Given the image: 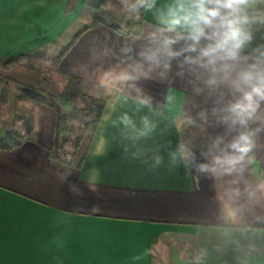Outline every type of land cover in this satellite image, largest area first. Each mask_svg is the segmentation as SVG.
Returning a JSON list of instances; mask_svg holds the SVG:
<instances>
[{
    "label": "crops",
    "instance_id": "crops-1",
    "mask_svg": "<svg viewBox=\"0 0 264 264\" xmlns=\"http://www.w3.org/2000/svg\"><path fill=\"white\" fill-rule=\"evenodd\" d=\"M109 1L78 0L66 13L67 0H0L7 129L18 126L11 110L17 86L3 76L59 95L65 79L46 78L25 59L37 57L52 70L63 37L65 47L97 17H125L110 12L109 5L116 6ZM107 17L130 33L98 23L77 38L56 67L62 77H80L86 94L105 101L96 130L83 132L71 162L49 155L59 114L46 104L36 105L32 136L15 149H0V264H264V209L252 205L236 223L218 227L222 182L171 164L169 149L186 146L199 158V151L223 132L211 117L206 124L185 104L190 86L179 78L171 85L117 79L122 46L138 43L139 34L155 25L153 16L144 12L136 28ZM260 35L256 43L264 42ZM141 95L152 98L151 110L138 105ZM124 113L138 126L147 115L156 131L133 145L123 138L119 118ZM189 116L195 124L187 123ZM253 127L264 129V120ZM255 139L244 173L253 186L264 184V130ZM157 148L164 164L153 168Z\"/></svg>",
    "mask_w": 264,
    "mask_h": 264
},
{
    "label": "clouds",
    "instance_id": "clouds-1",
    "mask_svg": "<svg viewBox=\"0 0 264 264\" xmlns=\"http://www.w3.org/2000/svg\"><path fill=\"white\" fill-rule=\"evenodd\" d=\"M141 9L156 23L139 34L138 43L122 46L123 66L117 79H155L169 85L177 78L186 81L191 95L184 96L185 104L196 110L200 121L207 124L211 117L223 132L199 151V158L186 146L169 149L172 166L182 164L222 182L217 193L222 205L218 227L236 223L252 205L264 209V184L253 186L244 180L255 138L264 130L253 127L264 120V42L256 43L258 33L264 41V0H166L163 4L119 0L116 10L126 18L139 19ZM138 105L151 110L152 98L141 95ZM119 123L126 130L123 138L133 145L149 139L157 129L147 115L139 126L127 113ZM187 123L196 120L189 116ZM132 155L139 158L137 153ZM152 161L153 168L164 164L159 148Z\"/></svg>",
    "mask_w": 264,
    "mask_h": 264
},
{
    "label": "trees",
    "instance_id": "trees-1",
    "mask_svg": "<svg viewBox=\"0 0 264 264\" xmlns=\"http://www.w3.org/2000/svg\"><path fill=\"white\" fill-rule=\"evenodd\" d=\"M78 0H67L66 13H70L74 10L75 4ZM144 10H140L139 21L143 20ZM105 23L117 30L122 31L119 26L110 23L109 21L98 18L94 19L90 23L86 24L80 31H78L72 40L60 51L55 57V61L59 62L63 55L69 50V48L74 44L77 38L87 29L96 26L98 23ZM133 21H129V25L133 26ZM125 34H129L130 31H122ZM13 81L19 88L16 96L19 99L30 101L35 105L46 104L55 107L56 100L60 99L65 105L68 104H77L81 102L82 106L79 110L84 114L81 125L79 126L80 133L77 134L72 141L73 149L71 154L75 152V149L79 146L83 132L86 130L95 131L98 125V122L102 116V113L105 108V101L96 97H92L86 94L83 90L82 79L78 76L71 75L67 78L62 92L56 96L51 94L41 88L31 86L29 84L23 83L21 81L8 78ZM0 103L6 104L7 102V88L4 86L0 90ZM67 116L65 113H61L58 118L57 123V134L62 136L63 132L67 129ZM32 130V126L28 125L24 130L14 128L7 129L5 123L0 124V149L2 150H12L24 142L27 138V133ZM49 155L51 158L63 161L65 163H70L69 158L60 159L57 154L54 152V147H51L49 150Z\"/></svg>",
    "mask_w": 264,
    "mask_h": 264
},
{
    "label": "rangeland",
    "instance_id": "rangeland-1",
    "mask_svg": "<svg viewBox=\"0 0 264 264\" xmlns=\"http://www.w3.org/2000/svg\"><path fill=\"white\" fill-rule=\"evenodd\" d=\"M109 2H110V4H111V2L114 3L115 6H116V9L119 7V0H110ZM75 6H76V4H75ZM108 9L110 10V12L111 11L113 12L115 10L114 13L118 14L117 10L114 7H111L109 5ZM72 12H70V13H72ZM104 15H105V17H97L96 19H98V18L104 19L107 16H109L110 19L118 21V23L121 24L124 28H128L129 27L128 26L129 25L128 21L130 19H132V21L134 23L133 24L134 28H136V26L139 23V19L126 18V17H115V16L110 15V14H107V15L104 14ZM64 39L65 38L63 37L62 40H60L57 43L56 50L57 49L58 50H62V48L66 44ZM59 53H57L56 55H58ZM25 60L29 61V62L27 61L28 62L27 64L29 66H31V67L36 66L37 69L39 71H41L42 74L44 75V77H46V78H50V79L55 78V79H57V81H61L64 78L65 80L62 82V84H63L62 88L64 87L68 77H65V76L62 77V76L58 75L57 68H56L58 62L55 61V58H54V61H53V64H52V66L53 65L54 66L53 67L50 66V67H52V70L50 68H47L49 66H47L44 62L43 63L40 62V60H38L37 57H33L32 59L28 58V59H25ZM30 61H32L35 65L33 64L34 65L33 66L30 63ZM3 77L5 78V80H9L7 76H3ZM3 81L4 80L2 79V77H0V90L3 87L2 86V82ZM18 90H19V88L17 86V92H18ZM0 94H1V92H0ZM56 96H58V95H56ZM6 105H7V102H6V104L0 103V124L2 122L5 123V121H6V114H7V111H8ZM81 106H82L81 102H77L76 105L75 104L65 105L63 102H61L60 99L56 100L55 107L58 110V114L59 115L61 113H65L66 114V116H67V125H68L67 129L63 132L62 136H58V134H57L56 142H55V144L53 146L55 154H57V156L60 159L69 158L71 156V151L73 149V146H72L73 138L77 134L80 133L79 126L81 125L82 119L84 118V114L79 110V108H81ZM11 110H13V113H14V116H15V123L18 125L16 128L24 130L28 125H31L32 127L34 126V119H35V115H36V105L35 104H33L30 101L19 99L16 96V101H15V103L13 105V109H11ZM11 110H9V111H11ZM59 115H58V118H59ZM5 126H6V124H5ZM12 129H14V128H12ZM28 136L29 137L32 136V131L27 133V137Z\"/></svg>",
    "mask_w": 264,
    "mask_h": 264
}]
</instances>
